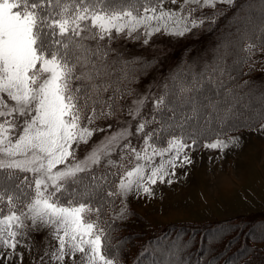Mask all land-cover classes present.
<instances>
[{"label": "snow or ice", "instance_id": "snow-or-ice-1", "mask_svg": "<svg viewBox=\"0 0 264 264\" xmlns=\"http://www.w3.org/2000/svg\"><path fill=\"white\" fill-rule=\"evenodd\" d=\"M233 2L0 0V248L15 250L20 237L47 230L55 245L41 264L45 257L54 264H118L112 222L124 218L128 199L171 184L177 163L192 162L184 150L202 137H217L205 148L238 142L227 135L241 115L235 105L195 95L200 80L223 87L219 65L124 105L131 95L119 86L126 70L149 62L125 60L111 47L121 37L144 45L155 34L184 38L205 24L193 16L198 9ZM241 50L238 63H247L264 47ZM117 68L122 75L114 80ZM257 115L264 119V110ZM97 135L103 138L93 142Z\"/></svg>", "mask_w": 264, "mask_h": 264}, {"label": "rangeland", "instance_id": "rangeland-1", "mask_svg": "<svg viewBox=\"0 0 264 264\" xmlns=\"http://www.w3.org/2000/svg\"><path fill=\"white\" fill-rule=\"evenodd\" d=\"M231 5L217 3L215 8L198 9L193 16L200 18L203 10H229ZM166 7H178V5L166 3ZM242 10H250L251 14L253 11L256 12L249 17L253 20L239 25L236 33H263L264 0L248 1L242 6ZM257 11L263 12L257 14ZM193 31L184 38L155 34L148 45L143 44V39L132 40L121 37L116 40L114 47L116 52L128 58L149 62L146 68L136 64L129 69L131 72L128 78L120 85L121 88L131 92V95L122 101L124 105H130L134 99L149 93L161 94L163 79L165 80L166 75L168 76L180 65L185 67L187 63L197 68L200 58L203 57L205 41L194 37ZM232 49H236L234 42L222 44L216 54L226 55L232 62L238 54H233ZM259 55L264 57V52H260ZM217 87L216 84L209 85L205 92L204 88H200L195 95L200 100L210 97L220 101L221 104L225 101L234 104L235 111L241 114L237 119L255 117L264 110V88L254 90L246 102L244 100L246 92L243 89L232 95ZM204 102L207 103L206 100ZM150 108L151 101L148 102L145 111ZM127 118L126 115L121 116L122 120ZM262 124L264 120L254 127L240 128L228 133V136L238 138V142L229 143V146L223 149L205 148L203 146L205 143H211L217 137H213L212 134L202 137L206 140L201 139L199 146L184 150V153L191 157L192 162L184 165L177 163L176 175L168 177L173 181L171 184L158 183L152 186L154 195L140 197L132 195L128 199V212L123 219H117L122 225V234L130 231L145 234L146 238L157 233L156 229L159 225L167 226L161 231L163 236L159 239L160 243L153 247L158 254L156 259L150 262L143 260V264H204V260L197 263L193 258L199 257V252L206 255L215 248L216 243L223 242L232 232L228 228L220 227L211 232L197 231L196 228L199 226L216 228L224 220L264 212ZM102 138V135H97L93 142ZM221 139L227 140V137ZM132 142L139 146L135 137L132 138ZM188 143L191 141L189 140ZM80 155L82 156L83 153ZM159 161L160 158L157 157L156 163ZM261 230L262 232L257 231V233H264V228ZM144 237L136 238L135 243L144 240ZM19 239L20 244L15 250L0 248V252L13 253L8 259L0 256V264H41L39 258L45 251L50 252L55 245L47 230L40 233L32 232ZM159 244L162 245L158 246ZM259 245H264V241L259 242ZM186 255L191 258L186 259ZM45 261L47 264H54L48 257H45ZM127 261V259L118 260V264H130V261Z\"/></svg>", "mask_w": 264, "mask_h": 264}, {"label": "trees", "instance_id": "trees-1", "mask_svg": "<svg viewBox=\"0 0 264 264\" xmlns=\"http://www.w3.org/2000/svg\"><path fill=\"white\" fill-rule=\"evenodd\" d=\"M248 1L251 0H235L229 10H203L200 14V18H205V24L196 28L192 34L197 39L205 41L203 42L205 43L203 57L200 58L197 68L186 63L185 67L180 65L172 73L168 74V76L166 75L165 80L163 79L161 83L162 91L165 84L172 87L175 83V86L179 87L181 82L188 83L202 74L209 75L211 69L217 65L224 70V75L221 77L223 87L218 86L215 80H213L212 83L206 80H200L204 92L206 88L212 84H216L218 86L217 88L221 91L232 89V95L236 94L240 89H243L246 92L244 100L247 102L254 90L264 88V57L259 55L260 51H258L247 63H238V61L245 56V52L241 50L245 45L257 44L261 47L264 46V43H262V41H264V32H248V34L236 33V29L239 25L253 20L249 17L256 11H253L251 14L249 13L251 12L250 10H242V6ZM258 11L257 14L263 12L261 11L258 13ZM207 18H211L214 22H210ZM233 42L236 45V49H232V53L238 54L237 58L232 62L228 60L226 55L216 54L222 44H232ZM115 43H117L116 40L113 41L111 45L112 48L115 47ZM122 56L125 60H133L132 58L125 57L123 54ZM113 59H115V54H113ZM181 63L183 64V62ZM126 71L128 74L131 72L129 69ZM121 75L119 68H117L113 75V79L115 80ZM263 120L264 119H261L258 115L248 119H236L234 121L237 124L235 130L254 127ZM235 130L228 131V133ZM213 137L216 136L213 135ZM201 139L206 140V138ZM112 224L114 236L113 243L117 244L119 248L118 260L127 259L130 261V264H143V260H146V262L148 260L150 262L156 259V255L158 254L153 247H155L159 239L162 238L163 233L161 231H164L165 227H167L166 225H159V228L156 229L157 233L145 238V234L142 233L129 231L122 234V225L117 222V220L113 221ZM168 225L172 226L171 224ZM218 227L221 229L228 228L231 230L232 234L228 235L223 242L219 244L216 243L215 248L207 252L206 255L199 252V257L195 256L193 258L195 262L199 263L204 260V264H264V245H259V242L264 241V233H257V231L262 232L261 229L264 228V212L250 216H237L224 220L220 222L216 228H212L211 226H199L196 229L197 231L211 232L218 230ZM162 228L163 230H161ZM140 237H144L145 239L135 243L136 238ZM160 245L162 244L158 246ZM145 257L147 259H144ZM188 257L189 255H186V259H188ZM189 258H191V256Z\"/></svg>", "mask_w": 264, "mask_h": 264}]
</instances>
